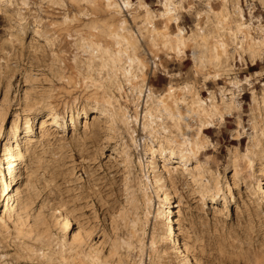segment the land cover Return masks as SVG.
Segmentation results:
<instances>
[{
    "label": "rangeland",
    "instance_id": "374dc122",
    "mask_svg": "<svg viewBox=\"0 0 264 264\" xmlns=\"http://www.w3.org/2000/svg\"><path fill=\"white\" fill-rule=\"evenodd\" d=\"M5 147L0 264H264V0H0Z\"/></svg>",
    "mask_w": 264,
    "mask_h": 264
},
{
    "label": "bare ground",
    "instance_id": "6f19581e",
    "mask_svg": "<svg viewBox=\"0 0 264 264\" xmlns=\"http://www.w3.org/2000/svg\"><path fill=\"white\" fill-rule=\"evenodd\" d=\"M54 120H55L54 122H58V117H55ZM26 127H27V134H29V132L32 131L30 119H28L26 123ZM45 131H46V122L45 120H43L42 125H41V132H45ZM3 152H4L3 156L5 157V160H7L8 158L7 147L4 148ZM19 160H20V156H17L15 159H13L12 162H9V160H7L6 162L7 163V166H6L7 173L4 174L2 172L0 174V185L2 188L1 191L3 193L5 192L10 193L12 190H14V187L16 185V178H17V174H16L17 166L21 164V162L16 163ZM261 195L262 196L264 195L263 188H262ZM167 201L169 204H171L169 200ZM9 205H11L12 207L14 206V202H12V197L8 198V205L6 204L3 210V215H5L6 217L9 215V210H10ZM169 208H170L168 211L169 216L167 219L168 221L165 224L169 228V237L171 238V241H172V247L176 253L181 254L186 260H190L191 259L190 252L185 247L183 241L181 240V234H180L179 228L176 225L177 221L175 220V217L173 216L174 210L171 209V206H169ZM71 224L72 222L69 216L64 215L63 216V232L67 236H71V231H70Z\"/></svg>",
    "mask_w": 264,
    "mask_h": 264
}]
</instances>
